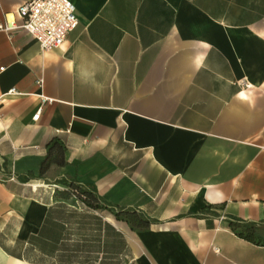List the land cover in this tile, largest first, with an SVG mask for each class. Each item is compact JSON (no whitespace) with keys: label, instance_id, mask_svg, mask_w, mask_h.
I'll list each match as a JSON object with an SVG mask.
<instances>
[{"label":"crops","instance_id":"crops-1","mask_svg":"<svg viewBox=\"0 0 264 264\" xmlns=\"http://www.w3.org/2000/svg\"><path fill=\"white\" fill-rule=\"evenodd\" d=\"M70 1L57 49L0 31V264H264V0Z\"/></svg>","mask_w":264,"mask_h":264},{"label":"built area","instance_id":"built-area-1","mask_svg":"<svg viewBox=\"0 0 264 264\" xmlns=\"http://www.w3.org/2000/svg\"><path fill=\"white\" fill-rule=\"evenodd\" d=\"M77 22L75 6L70 0H27L16 7L14 18L0 22V31L11 37L12 32L22 29L36 40L41 50L51 51L65 42ZM12 93L14 89L7 92ZM39 115L37 109L32 119L37 120Z\"/></svg>","mask_w":264,"mask_h":264},{"label":"trees","instance_id":"trees-1","mask_svg":"<svg viewBox=\"0 0 264 264\" xmlns=\"http://www.w3.org/2000/svg\"><path fill=\"white\" fill-rule=\"evenodd\" d=\"M64 145L56 138H52L46 144V154L42 160L39 168V172L43 173L48 165L53 162L58 165L64 163L63 159ZM70 190L75 192L84 203L91 208L108 207L114 211L115 216L122 220H125L132 228L133 226L139 229H144L151 223L150 220L140 211H136L131 208H117L109 207L106 205L94 192L93 189L80 188L78 185L71 184ZM228 224L232 230L236 232L240 237L249 240L251 242H257L254 239L255 228L252 223L240 221L238 219L229 218Z\"/></svg>","mask_w":264,"mask_h":264},{"label":"rangeland","instance_id":"rangeland-1","mask_svg":"<svg viewBox=\"0 0 264 264\" xmlns=\"http://www.w3.org/2000/svg\"><path fill=\"white\" fill-rule=\"evenodd\" d=\"M75 195H76L77 198H80L76 193H75ZM133 229H136L137 230L139 228H136V227L133 226Z\"/></svg>","mask_w":264,"mask_h":264}]
</instances>
